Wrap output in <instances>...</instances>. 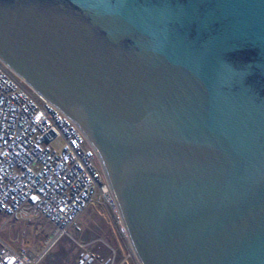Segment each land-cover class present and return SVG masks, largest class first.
<instances>
[{"label":"water","instance_id":"1","mask_svg":"<svg viewBox=\"0 0 264 264\" xmlns=\"http://www.w3.org/2000/svg\"><path fill=\"white\" fill-rule=\"evenodd\" d=\"M0 62L94 149L141 264H264V0H0Z\"/></svg>","mask_w":264,"mask_h":264},{"label":"built area","instance_id":"2","mask_svg":"<svg viewBox=\"0 0 264 264\" xmlns=\"http://www.w3.org/2000/svg\"><path fill=\"white\" fill-rule=\"evenodd\" d=\"M95 203L115 224L127 247L124 257L118 259L100 239L84 242L69 233L81 232L80 218ZM0 213L7 223H43L52 233L41 250L15 248L0 239V264H40L63 237L79 247L75 264H141L94 149L67 117L1 62ZM97 243L108 256L91 250Z\"/></svg>","mask_w":264,"mask_h":264},{"label":"rangeland","instance_id":"3","mask_svg":"<svg viewBox=\"0 0 264 264\" xmlns=\"http://www.w3.org/2000/svg\"><path fill=\"white\" fill-rule=\"evenodd\" d=\"M80 221L81 232L75 231L74 228L69 231L74 238L84 242L100 239L116 250L118 259L126 255L127 247H124L115 224L101 203L90 206ZM50 230V227L43 223H7L0 213V239L12 247L41 250L51 239ZM91 250L103 256L109 255L108 249L100 243L95 244ZM78 252L79 247L69 238L63 237L52 246L40 264H75Z\"/></svg>","mask_w":264,"mask_h":264}]
</instances>
